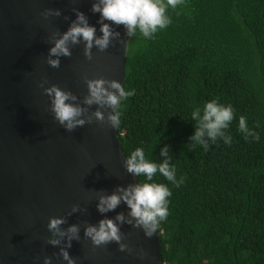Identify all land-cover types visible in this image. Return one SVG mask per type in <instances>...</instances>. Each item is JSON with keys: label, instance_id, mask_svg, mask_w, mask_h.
Returning a JSON list of instances; mask_svg holds the SVG:
<instances>
[{"label": "trees", "instance_id": "1", "mask_svg": "<svg viewBox=\"0 0 264 264\" xmlns=\"http://www.w3.org/2000/svg\"><path fill=\"white\" fill-rule=\"evenodd\" d=\"M151 40L129 38L122 106L124 155L159 162L167 144L179 188L166 184L169 215L158 232L163 264H264V0H183ZM218 99L234 120L222 140L188 144L194 107ZM247 118L259 142L238 131ZM259 124V127H255ZM143 180V177L139 178Z\"/></svg>", "mask_w": 264, "mask_h": 264}, {"label": "water", "instance_id": "2", "mask_svg": "<svg viewBox=\"0 0 264 264\" xmlns=\"http://www.w3.org/2000/svg\"><path fill=\"white\" fill-rule=\"evenodd\" d=\"M94 0H0V264H66L59 247L47 240L50 218H64L62 230L76 225L79 240L67 249L76 264H163L159 232L145 238L139 228L121 224L122 241L131 251L121 252L110 242L94 247L85 238L87 225L114 219L128 209L121 203L101 214L96 205L100 195L137 182L123 168L124 153L117 129L93 120L72 132L53 118L49 97L39 85L53 84L70 91L79 100L88 94L85 79L116 80L123 84L129 37L120 33L104 52L85 45H70L71 56L60 58L51 68L46 57L54 34L65 32L75 20L73 9L83 13L100 36L99 14L91 12ZM45 9H59V17L44 19ZM107 22V21H105ZM110 23V22H107ZM83 106V105H82ZM97 110L93 105L88 114ZM108 113V109H100ZM78 210L72 212V207ZM143 255V258H141Z\"/></svg>", "mask_w": 264, "mask_h": 264}, {"label": "clouds", "instance_id": "3", "mask_svg": "<svg viewBox=\"0 0 264 264\" xmlns=\"http://www.w3.org/2000/svg\"><path fill=\"white\" fill-rule=\"evenodd\" d=\"M182 3L183 0H94L90 10L94 14H99L97 23L100 24V36L96 35V28L89 25L83 13L73 9L75 20L65 32L53 35L52 47L48 50L45 62L51 68H59L60 58L71 56L70 45L81 42L85 45V58L91 60L93 48L104 52L114 40H120V33L114 31V25H122L125 35L129 38L139 33L142 38L151 40L159 30L166 29L172 23L167 14L168 9H176ZM60 15L59 9H45L41 13L45 20ZM45 83H47L46 80L39 87L43 89V94L49 97L53 118L67 132H72L86 123L91 124L93 120L99 123L106 122L113 129L119 128L122 106L135 95V89H126L116 80L85 79L88 94L82 101H78L77 96L70 91L63 90L55 84L44 87ZM93 105L97 110L89 115L88 109ZM100 109L109 111L105 116ZM234 118L232 105L223 104L218 99L204 102L202 107H194L190 114L194 133L188 138L187 145L199 146L205 152L218 140H222L225 145H230L232 136L227 130ZM255 127H259V124ZM238 131L245 139L251 137L259 142V134L248 127L247 118L244 116L238 118ZM159 158V162L150 159L143 147L135 148L124 157V170L136 177L137 182L126 187H118L110 195H100L96 208L99 213L104 214L114 211L123 203L128 209L127 218L120 213L114 219L105 218L95 225H87L84 236L94 247L114 242L118 245L119 251H131L126 244L121 243V224L139 228L145 238L150 239L166 221L169 215L168 198L171 197L172 192L166 184L155 182L153 178L159 174L177 188L180 187L182 180L177 179L176 166L171 163L172 156L167 144L160 149ZM140 177H143V180H140ZM77 210L76 206L72 207V212ZM64 223L65 220L62 217L49 219L47 229L56 238L48 239L47 244L59 247L64 241L65 246L59 248V257L66 264H76L67 249L71 247L73 240H79L80 229L72 225L67 230H62L61 225ZM43 264H52V258L44 257Z\"/></svg>", "mask_w": 264, "mask_h": 264}]
</instances>
